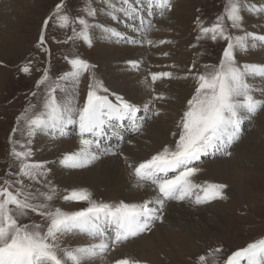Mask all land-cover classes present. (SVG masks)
Instances as JSON below:
<instances>
[{
	"label": "snow or ice",
	"instance_id": "snow-or-ice-1",
	"mask_svg": "<svg viewBox=\"0 0 264 264\" xmlns=\"http://www.w3.org/2000/svg\"><path fill=\"white\" fill-rule=\"evenodd\" d=\"M92 0L78 5L83 14L74 19L64 11L66 4L57 3L42 21L34 47L48 56V66L36 81L33 98L16 117L8 137L9 155L16 162L0 182V264H95L106 260L110 253L125 247L127 242L152 232L163 223L168 202H190L197 206L226 200L227 184L219 182L196 183L202 157H230L231 149L243 138L242 125L251 121L264 109V88L257 89L253 81L264 80V62L242 61L250 50L264 51V34L245 27L244 13L264 18V5L258 0H226L222 13L211 23L197 17L195 20L197 47L201 41L223 43L217 63H206L197 69L195 60L183 77L193 82L194 91L187 99L182 115L176 122L178 132L172 133L174 146H163L150 158L137 161L122 151L124 132L141 134L146 123L161 115L155 101L165 96L157 93L158 81L172 79L171 71L149 72L144 84L154 93L141 104L126 98L106 86L97 75L96 66L82 58L74 47L77 41L94 46V34L99 32L107 44L152 46L172 41L149 39L155 28L151 17L169 18L174 9L173 0ZM155 10V12H154ZM98 13L110 21L121 17L131 20L130 31L115 26L89 23ZM256 14H261L257 16ZM87 17V18H86ZM72 34L64 41L53 37L55 43L72 42L73 50L64 56L69 66L62 74L51 72V51L46 35L51 22ZM163 56H168L165 52ZM34 60L18 67L22 74H31ZM195 69V71H194ZM140 64L133 59L124 63L122 71L138 72ZM121 71V69H117ZM87 74V92L82 103L78 91L81 79ZM142 113L143 115H138ZM17 134L21 137L16 139ZM55 139L78 137V149L62 153L53 161L33 160V142L38 136ZM118 137L115 145L108 143ZM119 157L128 169L130 184L143 191L140 202L125 200L105 202L93 198V193L80 187L63 193L48 176L53 168L83 170L106 157ZM83 204L79 210H64L57 201ZM36 213L41 222H25ZM78 241H83L78 243ZM224 250L216 247L212 256ZM112 264H145L141 258L124 254ZM193 264H208V256L199 255ZM224 264H264V239L247 243L227 255Z\"/></svg>",
	"mask_w": 264,
	"mask_h": 264
},
{
	"label": "rangeland",
	"instance_id": "rangeland-1",
	"mask_svg": "<svg viewBox=\"0 0 264 264\" xmlns=\"http://www.w3.org/2000/svg\"><path fill=\"white\" fill-rule=\"evenodd\" d=\"M87 2L88 0H0V182H2V178L5 176L6 171L9 170L10 166L12 171L17 170L16 162L9 155L10 145L8 143V137L11 134V129L15 126L16 117L28 105L29 100L33 99L30 96V93L35 90L36 81L43 74L44 68L48 66V56L34 47V42L37 40L42 21L46 17V15L54 9L57 3L66 4L64 11L70 15L71 19H74L78 14H83L81 8L78 7V5ZM262 2L264 4V0H262ZM92 3L93 7L97 9L101 7V5L96 2V0H92ZM173 3V11L175 12V10H177L179 14H172L173 17L168 19L167 21V23L172 26L169 30L172 34V37L163 38L172 42L164 45L157 44V46L152 47L155 50V57L158 58V62L161 61L160 67H164L166 68V70L169 68V71H171L172 73L175 70L185 75L187 73L188 66L191 65L194 60L197 65V69H201V66L206 63H217L219 56L222 54V48L224 47V44L222 42L213 43L201 41L197 47H191L196 43L195 37L197 35L194 22L197 17H201L208 23H211L217 14L222 13V8L226 3V0H174ZM102 16L103 18H100ZM87 19L89 20V23H96L95 21H98V19H103L105 22L108 21L104 24L115 26L120 31H123L122 29H128V26L120 27L118 21H110L109 17L104 13H98V16L95 19ZM151 19L156 25V23L161 21L162 18H159L157 15L152 16ZM73 26L79 29L78 24H70L68 28L61 29L56 25V21L54 19L51 22L49 30L46 33L48 37L47 46L51 51V72L55 75L62 74L63 71L69 70V66L64 60V56L70 54V52L73 50V45L72 42H69L67 44L55 43L53 37L60 41H64L68 36L72 34L71 29ZM127 31V33L130 32L129 29ZM152 31L153 30L149 32L147 38L150 39ZM130 34L134 35V33L132 32H130ZM98 42H100V40H98ZM95 44L96 43L94 41L93 47H87L82 42L77 41L74 47V51H76L89 63L96 66V75L102 81H106V86L110 88L109 81L107 79L108 73L106 65L103 64L101 56H99L100 54L95 48ZM167 46L173 48L174 46H177L178 48L181 47L186 51V54L181 60L182 63L180 65L173 62L174 60H171V56L162 55L163 53L167 52ZM139 48H143L142 51L144 53V56L140 57L143 60L142 63H145L144 65H141L142 63L139 64L141 65V68H143V70H145L147 67L148 72L155 60L149 57L148 51H152L153 54L154 51L151 47L148 48L147 45L139 46ZM29 59L34 60V63L32 65L33 71L31 72V74L27 75L20 73L18 71V67L26 63ZM150 59L152 60V64L148 65ZM119 64L120 63H116L114 67L117 65L120 66ZM114 72L115 74H117L116 72L118 71L115 70ZM120 72L127 73L121 70L118 72V77L120 75ZM174 78L172 79L174 80ZM177 78L179 79L180 77ZM115 81L117 83V80ZM187 81L189 82V85L187 87L186 93H184L181 97L182 100H180L182 108L185 106L187 99L190 98L191 94L194 91L193 82L191 80ZM87 83L88 78L87 74H85V76L81 79L79 85L78 97L80 103L83 102L86 96ZM138 115L143 114L140 113ZM256 116L251 121H246L242 125L244 138L246 135H249L252 127H254V119L256 118ZM152 120L146 123L144 130ZM142 134L143 132L138 135H133L130 132H124V137H131V140L125 139L122 149L126 146H133L134 141ZM259 134L261 138H264L263 131H261ZM75 137V135H72L70 139ZM20 138L21 137L19 136V134H17L16 139ZM176 138L177 137L173 136L170 137L168 141L164 142L161 146H174V140ZM65 139L70 140L68 138ZM118 140L119 138L112 141L113 145H115ZM33 149L34 161L46 162L52 159V153L50 154L47 151L36 148L34 142ZM218 158L219 156L202 157L203 162L197 164V167L200 169V171L194 177H192L193 181L197 183L202 179L201 182L223 183L221 181L213 179L212 177H204L200 173L201 171H203L202 173H204L205 170H203V167L206 165V162ZM252 164L253 163L249 164V167L252 170V174L250 175L251 177H244L243 179L244 188L242 192V198L231 187L229 188L228 185V188L226 189V195L228 198L226 200H218L224 206L225 213L223 217L215 216L211 212V209L213 207L209 208L211 204L213 205V203H216L218 201H214L202 206H197L190 202H177V204H183L186 209L190 210L191 218L194 222V226L193 228H191V231L194 232L197 240L195 242L196 247L193 252L185 255L182 259H177V261L171 262V260H169V263L193 264V261L199 255L205 254L208 256V264H224L227 255L230 254L231 251H235L241 247L246 246L247 243L255 242L258 239H264V162L259 165ZM48 179L52 181L53 184L56 185L63 193L78 189V187H82V183H77L81 184L78 186H75L74 184L70 186L61 185L60 182L56 181L52 172L48 176ZM92 193L93 198L97 201H113L112 199L108 198L109 196H106L105 194H101L99 192ZM170 203L172 204L176 202L166 203L165 208L170 205ZM57 204L64 210H79L84 206L83 204L74 202L64 204L59 200L57 201ZM165 212L166 209H164V217ZM200 212L204 214L205 219H201L199 217ZM30 217L31 219L26 220L25 222H41L42 219L36 213H31ZM158 223L156 225H158ZM165 223L166 222H163L159 225L163 226L165 225ZM174 228H177V226H175ZM138 238H135L134 240ZM216 247H220L224 251L221 254L212 256L211 251Z\"/></svg>",
	"mask_w": 264,
	"mask_h": 264
},
{
	"label": "bare ground",
	"instance_id": "bare-ground-1",
	"mask_svg": "<svg viewBox=\"0 0 264 264\" xmlns=\"http://www.w3.org/2000/svg\"><path fill=\"white\" fill-rule=\"evenodd\" d=\"M262 5H264L262 0H258V6ZM176 13L179 14L177 10H175V12L172 11L168 14L169 18H162L161 21L156 23L155 28L152 29L153 31L150 35V39L159 41L163 38H171L172 34L169 30L172 26H170L167 21L173 17L172 14ZM157 15L158 13L153 16ZM243 15L245 16V27L248 30L264 34V18L257 19L246 13ZM256 15L261 16V14ZM100 18H103V16ZM98 21L102 24L108 22H105L103 19H98ZM132 23L131 20L124 17L118 21L120 27L128 26L129 30L131 29ZM122 30L128 32L127 30ZM98 40H100V42H98ZM94 41L96 43L95 48L100 54L99 56H101L103 64L106 65L110 89H115L116 92L124 94L126 98L141 104V106L143 103L148 102L154 94L152 90L147 88L144 84L145 79L148 78L149 72L169 71V68L166 70V68L160 67L161 61L158 62L159 60L155 57V50L152 46H148V48L151 47L154 54L152 51H148V54L151 59L155 60L150 70L147 72V67L145 69L146 71L141 68V65L145 63H142L143 60L140 56H144V53L142 51L143 48H139V45L107 44L103 41L102 35L99 32L94 34ZM166 51L168 55L172 57L171 60H174L173 62L178 65L182 63L181 60L186 54L183 48H178L177 46H174V48L167 46ZM129 59L142 63L140 65V70L138 72H120L118 77V72L115 74L114 71L118 68L122 70L124 67L123 64ZM151 59L148 65L152 64ZM241 60L247 62H264V51L250 50L249 54L241 57ZM116 63H120V66L117 65L114 67ZM184 76V74L174 70V80L166 79L158 81L155 85L156 92L162 93L165 96L163 101L154 102L155 107L161 109V115L155 117L145 128L143 134L135 141L133 140V146L123 147L122 151L126 155H129L130 158L137 161L150 158L151 154H154L156 150L162 147L161 145L164 142L168 141V139L173 136L172 133L179 131L176 127V122L180 115H182V109L184 108L181 107L180 100H182L181 97L186 93L189 85V82L184 80ZM177 77L180 78L178 79ZM115 80H117L118 85ZM253 83L257 89L264 88V80L262 79H257L253 81ZM255 95L257 98L264 99V97L259 95V92H256ZM261 131L264 132V109H262L254 119V127H252L249 135H246L247 137L245 136V138L243 137L240 142L232 148L231 151L233 155L228 158L219 157L218 159L207 160L208 162H206V165L203 167V170H205L204 173H202L203 171L200 172L202 176L212 177L217 181L229 185V188L231 187L242 198L244 188L243 179L244 177L248 178L252 174L249 164L253 163L252 165H259L264 162V138L259 136ZM117 138L118 137L110 138L108 143L113 145L112 141ZM34 144L36 148L47 151L50 154L52 153V159L49 161H53L66 151L78 149V138L75 137L67 140L57 136L55 139H52L40 135L34 139ZM50 166L53 168L52 174L56 181L64 186H70L72 184L78 186L81 184L77 183H82L83 188H87L95 193L99 192L105 194L113 201L125 200L126 202H140L141 197L144 196L143 191L137 190L131 186L128 169L123 160L119 157H106L97 162L94 166L83 170L71 171L52 165ZM201 183L204 182L202 181ZM210 207H213L211 212L215 216H224V206L219 201L213 203V205L211 204L209 208ZM165 209V217L163 215V220L166 222L165 225L161 226L159 225L160 223H158L148 235H142L136 240L127 242L125 247L114 253H110L104 261L97 259L95 264H112L115 258H119L124 254L135 255L144 260L145 264H172L169 263V260L174 262L193 252L196 247L195 242L197 238L194 232L191 231L194 222L192 221L190 210L186 209L183 204H177V202L170 203ZM199 217L205 219L202 212H200ZM175 226H177V228H174ZM82 242L83 241H78V243Z\"/></svg>",
	"mask_w": 264,
	"mask_h": 264
}]
</instances>
